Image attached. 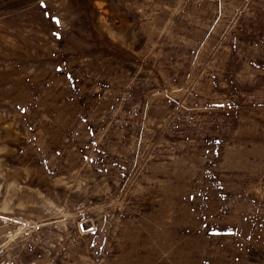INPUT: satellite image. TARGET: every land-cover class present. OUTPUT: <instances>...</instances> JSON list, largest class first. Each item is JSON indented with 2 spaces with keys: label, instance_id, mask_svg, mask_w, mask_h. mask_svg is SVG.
Here are the masks:
<instances>
[{
  "label": "rangeland",
  "instance_id": "rangeland-1",
  "mask_svg": "<svg viewBox=\"0 0 264 264\" xmlns=\"http://www.w3.org/2000/svg\"><path fill=\"white\" fill-rule=\"evenodd\" d=\"M0 264H264V0H0Z\"/></svg>",
  "mask_w": 264,
  "mask_h": 264
},
{
  "label": "snow or ice",
  "instance_id": "snow-or-ice-1",
  "mask_svg": "<svg viewBox=\"0 0 264 264\" xmlns=\"http://www.w3.org/2000/svg\"><path fill=\"white\" fill-rule=\"evenodd\" d=\"M57 24H59V20L57 19L56 21H55Z\"/></svg>",
  "mask_w": 264,
  "mask_h": 264
}]
</instances>
